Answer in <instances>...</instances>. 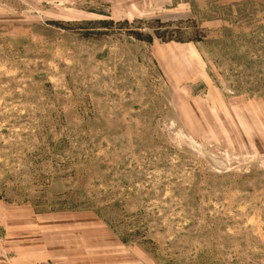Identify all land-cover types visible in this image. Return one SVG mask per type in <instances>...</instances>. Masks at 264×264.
<instances>
[{
    "label": "rangeland",
    "instance_id": "374dc122",
    "mask_svg": "<svg viewBox=\"0 0 264 264\" xmlns=\"http://www.w3.org/2000/svg\"><path fill=\"white\" fill-rule=\"evenodd\" d=\"M0 264H264V0H0Z\"/></svg>",
    "mask_w": 264,
    "mask_h": 264
},
{
    "label": "crops",
    "instance_id": "0c3cea01",
    "mask_svg": "<svg viewBox=\"0 0 264 264\" xmlns=\"http://www.w3.org/2000/svg\"><path fill=\"white\" fill-rule=\"evenodd\" d=\"M180 8V5L178 6V8L176 10H178ZM191 13V12H190ZM175 42V41H173ZM174 48V47H172ZM183 49V48H181ZM184 50V49H183ZM187 53V51L185 53H178L176 56H171L167 53V55L171 58H173V60L175 61L176 65H175V68H176V73H179L181 74L180 72H182V69L183 67H185V54ZM162 60H165L164 56L162 57ZM187 61V60H186ZM175 78L177 80H180V75L178 76H175Z\"/></svg>",
    "mask_w": 264,
    "mask_h": 264
},
{
    "label": "trees",
    "instance_id": "16d2710c",
    "mask_svg": "<svg viewBox=\"0 0 264 264\" xmlns=\"http://www.w3.org/2000/svg\"><path fill=\"white\" fill-rule=\"evenodd\" d=\"M179 39L173 38V36H168V38H164V42H169V41H178Z\"/></svg>",
    "mask_w": 264,
    "mask_h": 264
}]
</instances>
